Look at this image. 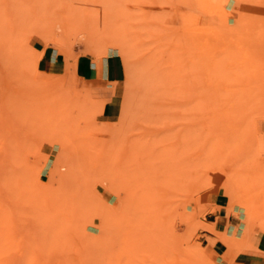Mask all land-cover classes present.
<instances>
[{
  "label": "rangeland",
  "instance_id": "374dc122",
  "mask_svg": "<svg viewBox=\"0 0 264 264\" xmlns=\"http://www.w3.org/2000/svg\"><path fill=\"white\" fill-rule=\"evenodd\" d=\"M2 2L3 160L88 196L44 187L58 219L21 213L8 264H264V0ZM79 65L115 73L107 97Z\"/></svg>",
  "mask_w": 264,
  "mask_h": 264
},
{
  "label": "bare ground",
  "instance_id": "6f19581e",
  "mask_svg": "<svg viewBox=\"0 0 264 264\" xmlns=\"http://www.w3.org/2000/svg\"><path fill=\"white\" fill-rule=\"evenodd\" d=\"M1 2H2V0H0ZM1 4H3V2L1 3ZM0 4V6H1V8H2V5ZM192 39H193V37H192ZM194 42H195V39H194ZM185 44V43H184ZM14 46H16V48L14 47L13 49H12V47H10V49H12L11 50V52L12 53H14V54H16V55H18V53H19V51H20V46L18 45H14ZM20 47V48H19ZM149 51V50H148ZM32 54V53H31ZM159 61V60H158ZM160 71V70H159ZM162 71V70H161ZM144 75H145V73H144ZM1 147V146H0ZM4 154V153H3ZM7 155H1V153H0V196H2V195H4V196H8V199L10 198V197H14V195H15V193H16V191H17V193H16V195H15V197L16 198H18V196H19V194L20 193H18L19 191H25L24 193H26V190H22V189H24V188H18L19 186H18V184L20 183V181H19V179L21 180V182H23V180H25V178L27 177L28 178V176H29V178L31 177V174H28V176H26L25 177V175H27V174H24V176H23V180L21 179V178H19V177H21V172H19V174H17V173H15L16 172V170H17V168H14V167H10L9 165H8V160H11V159H9V158H7V157H9V155H8V153H6ZM12 154V153H11ZM16 154V153H15ZM4 156H7L5 159H8L7 161H5V160H3L4 158L3 157ZM2 157V158H1ZM59 159V158H58ZM3 160V161H2ZM13 161H14V159H13ZM62 161V160H61ZM6 162V164L8 165V167H5L6 165L4 164ZM10 162V161H9ZM38 162V161H37ZM59 163V162H58ZM37 165V164H36ZM54 167V166H53ZM74 167V166H73ZM39 168V167H38ZM25 171H28V170H26V169H24ZM32 170V175H33V172H34V170H35V173H37L36 175V177H38V174H41L42 172L40 171L41 169H37V170H39L38 172H41V173H38V172H36V169H31ZM62 169H50L49 170V173H48V178H49V181H50V185L49 186H51L52 187V184L54 183V182H56L55 184H56V186H54L53 188H55V187H60L61 185L64 187V183H67V185H65V189H68L67 188V186H68V183L69 184H71V181L73 182L74 180H72V178H74L76 175H74V173L76 172V170L75 169H66V171H67V173L66 174H61L62 172H60ZM18 171V170H17ZM43 171V170H42ZM64 171H65V169H64ZM65 171V172H66ZM80 171H83L82 169L81 170H79L78 169V173L80 172ZM31 172V171H30ZM84 172V171H83ZM83 172H80L81 174L83 173ZM86 172H88V169H87V171ZM35 173H34V175H33V177L32 178H34L35 177ZM77 173V172H76ZM79 173V176H78V174H77V177L79 178V177H83L81 174ZM84 174L86 175V176H88V174H86L85 172H84ZM81 175V176H80ZM85 175H84V178H88V177H85ZM35 177V178H36ZM72 177V178H71ZM77 177H76V179H77ZM43 178V177H42ZM69 178H71V180L69 179ZM67 179H69L70 180V182H68L69 180H67ZM65 180H67V182H65ZM78 180V179H77ZM77 180H75L76 181V187L75 186H72L74 183H72V185H71V188L70 189H68V191H69V193L67 194V195H69V198H67L68 196H66V202H67V200L69 201V199H70V201L72 200L71 199V197L73 196L74 198H76V197H78V195H76V194H79L80 192H81V194H82V196H83V194L84 195H87V194H85V192L86 191H78V188H77V186L79 185H77V183H78V181ZM88 180V179H87ZM25 181H27L28 183L31 181V178L30 179H26ZM36 181H37V178H36ZM36 181H33V179H32V181L31 182H36ZM64 181V182H63ZM26 182V184L25 183H22V184H25V185H23V186H25V188H27V186L28 185H32L31 187H33L32 188V190L34 191L35 190V188H36V190H38V194H35L33 197L31 196V198H30V196L27 194H24L23 196H22V194H21V196L22 197H19V200H21L20 202L21 203H19V202H16V201H14L13 202V206H11L10 204L9 205H7L8 204V200L6 201L5 199H1V201H0V247L1 248H3V249H1L0 248V259H3L2 261H3V264H8V263H10L8 260H7V256H8V254H7V250H8V247H9V240H10V238L12 237V234H13V232L15 231L16 232V230L14 229V227L16 226V224H17V222H19V221H21V220H19L18 218H20V219H22L21 217H22V215L24 214V216H26V217H24V218H26L27 220H53V221H57V219H58V217H57V219L55 218L57 215L56 214H58L59 212H60V207H61V205H62V203H63V201L65 200V198L63 199V201H61L62 200V198L61 199H59L61 196L59 195V193L61 194V195H63L62 193H65L66 194V191L65 190H63V191H65V192H63V191H61L60 192V190H61V188L60 189H58L57 190V188H56V190L58 191V195H56L57 194V192H55L54 191V193H52V192H50L49 191V189L51 188H49V189H45V188H47V187H49L48 186V184L47 185H43V188L41 187V186H39V185H42V184H39L38 183V189H37V187H35V186H33V184L34 183H27ZM58 183H60V184H58ZM85 183H87V181H85L84 182V184ZM36 184H37V182H36ZM54 184V185H55ZM58 184V185H57ZM21 185V184H20ZM60 185V186H59ZM70 186V185H69ZM68 186V187H69ZM86 186H88V184H86ZM21 187V186H20ZM45 187V188H44ZM79 188H81V189H83L82 187H84V186H78ZM30 188V187H29ZM63 188V189H64ZM19 189V190H18ZM73 189H75V191H78V193H76V192H70V190H73ZM85 189H87V187L85 188ZM48 190V191H47ZM52 190H55V189H51V191ZM88 191V190H87ZM37 192V191H36ZM83 192V193H82ZM23 193V192H22ZM49 193H51V195L49 196ZM56 193V194H55ZM71 193L73 194L71 197H70V195H71ZM76 193V194H75ZM88 193V192H87ZM55 194V195H54ZM37 195V196H36ZM76 197H75V196ZM80 195V194H79ZM6 196V197H7ZM26 196H28V198L27 199H31L29 202H28V200L26 199ZM49 196V198H47V197ZM81 196V195H80ZM15 197H14V199H15ZM63 197V196H62ZM65 197V196H64ZM12 198H10L11 200H9V201H12ZM22 198V199H21ZM23 198H25V200L27 201V203L26 202H24V203H22V201L24 200ZM73 198V200H74V203L75 202H79V201H85V202H81V204H86V198H88V196L85 198L84 197V199L82 198V200L80 199V197L79 198H77V200H79V201H77V200H75ZM33 199V200H32ZM58 199V200H57ZM2 200H5V201H2ZM24 200V201H25ZM38 200L40 201V202H38ZM72 200V201H73ZM37 201V202H36ZM61 201V202H60ZM71 201V202H72ZM3 202V203H2ZM6 202V203H5ZM15 202H16V205L18 206L19 204H20V206H21V204H22V206H21V208L22 207H28V208H31V210L30 209H27V208H25V209H27V210H29V211H31V212H23V210H25L24 208H19V207H17V206H14V204H15ZM60 202V203H59ZM65 202V201H64ZM70 202V203H71ZM69 203V204H70ZM11 204H12V202H11ZM23 204H25V205H23ZM66 205L68 204V203H65ZM64 204V205H65ZM68 204V205H69ZM76 204L77 203H75V205L73 206V209H72V204L70 205V209H72V210H74V208L76 207ZM81 204H79L78 203V205H79V207H78V210H79V208H80V206H81V210H80V213H81V211H83L82 209V207H84L83 205H81ZM5 205H7V206H5ZM65 205V206H66ZM77 205V206H78ZM11 206V207H10ZM13 207V210L14 211H12V208ZM14 207H16V209L14 208ZM62 207H63V205H62ZM67 207V206H66ZM38 208H40V210L38 209ZM86 208V207H85ZM85 208H84V211L86 212V210H85ZM51 209H52V211H51ZM62 209H64V208H62ZM66 209V208H65ZM75 209H77V208H75ZM87 209V208H86ZM38 210H39V212H38ZM69 210V209H68ZM68 210H62V211H68ZM78 210H77V212H78ZM21 213H22V215H21ZM67 213V212H66ZM74 213V212H73ZM75 213H76V210H75ZM80 213H77V215H75L76 216V218H78L79 217V214ZM26 214V215H25ZM69 214V213H68ZM70 214H71V212H70ZM56 215V216H55ZM64 215V214H63ZM73 215V214H72ZM20 216V217H19ZM28 216V217H27ZM60 216H62V212H61V215ZM66 216V215H65ZM69 216H71V215H69ZM68 216V217H69ZM81 216V215H80ZM64 217V216H63ZM24 218H23V220H24ZM29 218V219H28ZM31 218V219H30ZM65 219L67 220V218L65 217ZM70 219V218H69ZM71 219H72V217H71ZM79 219H81V218H79ZM60 220V219H59ZM61 220H62V218H61ZM55 221V222H56ZM40 222V221H39ZM20 223V222H19ZM19 223L17 224V225H19ZM29 225V224H28ZM59 225H61V224H59ZM55 226V225H54ZM15 228H17V227H15ZM26 228V227H25ZM12 232V234H10V233ZM14 232V233H15ZM11 235V236H10ZM11 240H13V238H11ZM6 247V248H5ZM13 252H15V251H13ZM6 254H7V256H6ZM14 255H15V253H13ZM10 256V255H9ZM9 259V258H8ZM0 264H2V263H0Z\"/></svg>",
  "mask_w": 264,
  "mask_h": 264
},
{
  "label": "crops",
  "instance_id": "0c3cea01",
  "mask_svg": "<svg viewBox=\"0 0 264 264\" xmlns=\"http://www.w3.org/2000/svg\"><path fill=\"white\" fill-rule=\"evenodd\" d=\"M44 60L49 65H52L53 63H55V59L47 53H45ZM78 71L80 72V74L82 75L83 79L86 82H91L95 86V88H97L101 92V95L103 98L107 97L106 94L109 91L107 83L112 80L111 78L112 76H113V79H115V73L114 72L112 73L110 68L108 69L107 74L102 77H98L97 71H95V69H93L90 66L79 65ZM112 105L113 103L112 101H110L105 106V111L113 110V107H111ZM219 217H221V215H219ZM210 223H214V222H210ZM229 223H231L230 220H229Z\"/></svg>",
  "mask_w": 264,
  "mask_h": 264
}]
</instances>
